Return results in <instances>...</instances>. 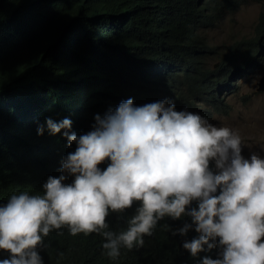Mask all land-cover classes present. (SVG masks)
<instances>
[{
  "label": "trees",
  "instance_id": "16d2710c",
  "mask_svg": "<svg viewBox=\"0 0 264 264\" xmlns=\"http://www.w3.org/2000/svg\"><path fill=\"white\" fill-rule=\"evenodd\" d=\"M249 1L0 0V203L21 190L40 193L47 176L59 174L61 157L74 150L61 133L37 135L46 117L70 118L79 135L91 129L94 114L129 97L137 105L169 97L177 110L203 116L207 105L226 113L223 98L236 90L231 80L260 61L264 18L253 37L224 51L206 33L223 13ZM213 57L219 63L210 67ZM134 206L110 212V227H124ZM170 225L179 227L181 220L158 221L142 246L121 249L114 261L104 255L100 235L73 236L66 227L44 238L40 254L44 264H198L203 255L215 258V249L190 256L181 241L197 233L173 237Z\"/></svg>",
  "mask_w": 264,
  "mask_h": 264
},
{
  "label": "clouds",
  "instance_id": "9594fccd",
  "mask_svg": "<svg viewBox=\"0 0 264 264\" xmlns=\"http://www.w3.org/2000/svg\"><path fill=\"white\" fill-rule=\"evenodd\" d=\"M94 121L79 135L68 117L37 125V135L61 133L75 148L40 193L21 190L0 203V264H44V238L65 227L73 236L100 235L114 261L165 217L181 220L169 226L171 236L197 233L181 241L193 258L215 249L198 264H264V155L245 157L236 128L177 110L169 97L141 105L129 97ZM133 205L124 227L112 229L109 213Z\"/></svg>",
  "mask_w": 264,
  "mask_h": 264
},
{
  "label": "rangeland",
  "instance_id": "374dc122",
  "mask_svg": "<svg viewBox=\"0 0 264 264\" xmlns=\"http://www.w3.org/2000/svg\"><path fill=\"white\" fill-rule=\"evenodd\" d=\"M261 18H264V0H250L239 5L235 11L223 13L217 24L207 30L209 43L223 45L220 49L224 51L237 40L253 37ZM260 44L259 63L249 72L237 73L230 82L236 81V90L223 98L222 102L228 105L227 112H217L210 105L203 110L210 122L227 124L239 131L245 157L251 152L264 155V81H261L264 78V35ZM217 63L218 58L213 57L209 66L214 67ZM233 66L231 63L230 67Z\"/></svg>",
  "mask_w": 264,
  "mask_h": 264
},
{
  "label": "water",
  "instance_id": "95a60500",
  "mask_svg": "<svg viewBox=\"0 0 264 264\" xmlns=\"http://www.w3.org/2000/svg\"><path fill=\"white\" fill-rule=\"evenodd\" d=\"M261 81L263 82V81H264V78H263ZM262 82H261V83H262Z\"/></svg>",
  "mask_w": 264,
  "mask_h": 264
},
{
  "label": "bare ground",
  "instance_id": "6f19581e",
  "mask_svg": "<svg viewBox=\"0 0 264 264\" xmlns=\"http://www.w3.org/2000/svg\"><path fill=\"white\" fill-rule=\"evenodd\" d=\"M219 67V66H218Z\"/></svg>",
  "mask_w": 264,
  "mask_h": 264
}]
</instances>
